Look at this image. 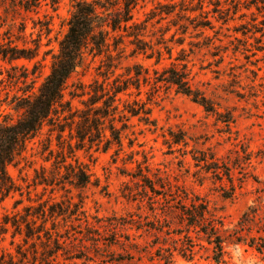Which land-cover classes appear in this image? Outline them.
I'll return each instance as SVG.
<instances>
[{"label":"rangeland","instance_id":"obj_1","mask_svg":"<svg viewBox=\"0 0 264 264\" xmlns=\"http://www.w3.org/2000/svg\"><path fill=\"white\" fill-rule=\"evenodd\" d=\"M76 1L0 0V44L17 48L28 58L9 62L0 57V125L22 117L18 102L37 94L50 74ZM154 9L155 3L141 4L134 11L135 21H146ZM158 20L156 17L147 24V54L133 55L134 46L125 38V52L113 62L115 74L122 75L138 65L153 78L155 71L178 64L177 58L186 59L192 88L220 117L172 88L161 89L152 94L154 125L131 120L123 133L122 151L114 146L107 152L94 147L76 153L91 176L92 184L85 189L36 184V172L43 168L48 174L55 171L54 159L48 160L50 152L58 148L56 133L44 126L17 164L8 167L16 190L0 202V264H217L211 257L218 252L195 233L187 234L181 206L191 200L202 202L218 222V236L224 241L220 264H264V51H258L261 45L254 39L246 40L235 32L239 21L221 28L211 19L215 29L204 36L191 30L174 37L176 28L167 31L171 19ZM105 62V54L86 52L82 67L68 81L66 100H71L74 108L81 107L80 102L87 98L82 97L83 92H88L96 79L103 82L99 74L105 67L99 69ZM143 92L141 98L146 100L150 87H143ZM134 99L135 94L124 98L129 102ZM179 135L185 138L187 148L172 145V136ZM191 151L206 152L233 166L235 189L226 180L222 183L205 172L197 174ZM67 162L74 164L75 160ZM138 165L147 178L169 181L174 192L189 201L177 204L170 199L155 207L162 220L158 222L156 212L148 202H142V183L133 178L140 174ZM64 174L61 167L60 177ZM226 195L233 197L227 199ZM70 200L83 202L90 229L78 221L84 220L82 214L44 222L43 212ZM26 208L35 216L29 218L34 233L39 232L29 240L19 233L22 229L13 226L23 222ZM246 213L250 214L248 223L240 224ZM68 228L77 238L68 241L73 244L68 248L70 259L65 261L63 252L52 254ZM83 235L92 241H81Z\"/></svg>","mask_w":264,"mask_h":264},{"label":"trees","instance_id":"obj_2","mask_svg":"<svg viewBox=\"0 0 264 264\" xmlns=\"http://www.w3.org/2000/svg\"><path fill=\"white\" fill-rule=\"evenodd\" d=\"M79 0L73 5V12L68 22V31L59 44V52L53 58L50 74L47 76L37 94L26 96L17 104L22 111V117L14 123L0 125V202L11 192L16 190L8 167L17 164L22 155L26 152L28 143L36 138L44 126L52 128L51 132L56 133L57 150L50 152L48 161L54 159V169L50 174L43 168L36 172V184L40 186L53 187L70 185L75 189H85L92 184L88 171L76 158V153L103 147L105 152L114 146L123 150V133L130 127L131 120L137 119L145 126L154 125L151 119L152 110L150 105L153 102V95L163 88H172L176 93L192 99L193 102L202 106L209 114L220 117L210 102L199 95L191 85L190 70L186 59L177 58L178 64H172L162 72L155 71L152 78L149 70L138 65L128 68L122 75H116V66L113 62L122 58L125 52V38L130 40L134 46L132 54H147L148 48L145 42L147 24L154 18L159 17V22L171 19L167 31L176 28V34H188L191 30L197 32L198 36H204L209 30H214V19L221 24V28L227 27L230 23L239 21L235 28L236 33L246 39H254L260 44V50L264 51V0ZM147 2L155 3V9L144 22L135 21L134 11L141 4ZM210 6L213 9L208 10ZM113 42V43H112ZM114 48L112 51L111 49ZM89 51L94 55L105 54L106 62L100 67L103 82L95 80L89 91L83 92L82 97L86 99L80 102V108H74L71 100H66L68 81L76 70L82 67L85 54ZM113 53H116L114 56ZM170 53V52H169ZM159 60L162 54H159ZM0 57L9 62L20 59H28L23 56L17 48H4L0 44ZM134 71V73L132 72ZM143 87H150L146 93L147 99L143 100ZM135 90V93L133 92ZM132 102L124 100L131 98ZM153 94V95H152ZM72 99L74 96L69 94ZM122 105L123 109H120ZM118 123L123 125L118 127ZM172 145L187 148L188 143L182 136H172ZM66 145V146H65ZM186 152V151H185ZM187 154H185L186 156ZM190 155L194 167L198 173L205 172L211 179L224 182L225 180L235 189L233 166L221 162L214 155L206 152L191 151ZM68 159H74L75 163H68ZM139 166V165H138ZM65 169V174L60 177V169ZM139 175L134 176L142 185V202H148L152 211L156 212L163 202L173 199L177 204L189 201V198L174 192V187L169 181L150 180L144 175L139 166ZM59 177V178H58ZM98 186V184H95ZM235 190H233L234 192ZM225 198H232L233 195H226ZM81 204L65 201L49 208L43 212L44 222L47 218L84 216V220H78L85 229H90L92 224L86 213L82 211ZM73 206V210L70 208ZM158 207V208H155ZM59 210H57V209ZM253 215H257L253 212ZM26 215L17 229H22L20 234H25L26 240L33 239L34 215L30 214V208L25 209ZM166 212H162L164 214ZM37 218L39 217V214ZM32 217L29 221V218ZM154 217L161 222V216L156 212ZM250 214L246 213L240 224L248 223ZM181 219L185 224L187 234L195 233L200 241H205L218 254L211 259L220 264L224 258L223 239L218 236L220 227L209 214L206 206L198 201L191 200L189 204L181 206ZM35 221V220H34ZM23 226L25 227L23 230ZM116 227V226H115ZM245 227V226H242ZM66 236L60 237L56 242L55 253L63 252L65 261H68V248L73 244L71 239L77 233L72 234L65 230ZM41 233V232H40ZM61 239L63 242H61ZM81 241H92L87 235H83ZM253 247V246H252ZM262 253L261 250H259ZM72 259V258H71Z\"/></svg>","mask_w":264,"mask_h":264}]
</instances>
